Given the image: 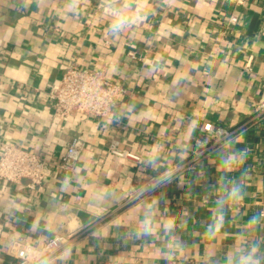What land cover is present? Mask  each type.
Wrapping results in <instances>:
<instances>
[{
	"label": "crops",
	"instance_id": "0c3cea01",
	"mask_svg": "<svg viewBox=\"0 0 264 264\" xmlns=\"http://www.w3.org/2000/svg\"><path fill=\"white\" fill-rule=\"evenodd\" d=\"M72 65L129 89L119 120L56 115ZM263 100L264 0H0V156L12 143L49 162L40 186L0 179V264L17 263L16 238L38 264H264ZM209 122L234 133L193 161ZM114 139L142 162L110 153ZM56 235L68 242L47 253Z\"/></svg>",
	"mask_w": 264,
	"mask_h": 264
},
{
	"label": "built area",
	"instance_id": "2783aa9c",
	"mask_svg": "<svg viewBox=\"0 0 264 264\" xmlns=\"http://www.w3.org/2000/svg\"><path fill=\"white\" fill-rule=\"evenodd\" d=\"M236 4H243L245 0H230ZM229 20L236 24L238 16L231 14ZM130 93L123 84L109 80L102 71L90 72L76 65H72L63 75L54 93L55 113L59 117L69 115L73 110L86 115H93L102 119H116L119 116L115 112L118 101L124 99ZM255 117L264 121V100L258 105ZM203 130L208 135V143H199V148L193 151L192 160H198L208 149L215 148L228 140L233 130L223 126H215L213 123H205ZM83 142L74 139L66 153L61 157L59 166L65 171L72 170V164L77 162L82 154ZM109 152L121 157L142 162V156L130 149L123 148L119 140L111 141ZM49 162L42 155L27 150L21 145L4 143L0 156V179L5 181L20 182L29 179L31 186H40L47 176ZM179 167H169L156 176L146 180L141 185L132 186L126 200L131 202L149 194L162 183L172 178ZM264 216V211L262 212ZM68 239L63 235H56L51 239L45 250L47 253L59 251ZM9 253L18 261L16 264H38L40 257L32 254L31 244L23 239H14L7 247Z\"/></svg>",
	"mask_w": 264,
	"mask_h": 264
},
{
	"label": "clouds",
	"instance_id": "9594fccd",
	"mask_svg": "<svg viewBox=\"0 0 264 264\" xmlns=\"http://www.w3.org/2000/svg\"><path fill=\"white\" fill-rule=\"evenodd\" d=\"M116 15H117V20H116V26L117 27L121 26L127 22V17L124 14L116 13ZM237 194H238V190L234 189L232 195H237ZM217 230H218V228H217Z\"/></svg>",
	"mask_w": 264,
	"mask_h": 264
}]
</instances>
